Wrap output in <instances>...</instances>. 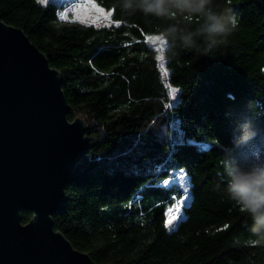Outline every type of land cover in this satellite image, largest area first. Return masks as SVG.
<instances>
[{
	"label": "trees",
	"instance_id": "trees-1",
	"mask_svg": "<svg viewBox=\"0 0 264 264\" xmlns=\"http://www.w3.org/2000/svg\"><path fill=\"white\" fill-rule=\"evenodd\" d=\"M67 3L0 0V20L60 71L69 121L85 123L88 150L55 230L97 264H264V242L224 174L225 162L264 165V0H219L238 27L208 52L199 51L197 18L132 15L122 0H94L114 24H63ZM188 33L191 46L181 41ZM153 37L166 43L165 71ZM244 125L256 135L237 145ZM185 194L181 219L166 227L165 209ZM21 217L27 224L32 212Z\"/></svg>",
	"mask_w": 264,
	"mask_h": 264
},
{
	"label": "water",
	"instance_id": "water-1",
	"mask_svg": "<svg viewBox=\"0 0 264 264\" xmlns=\"http://www.w3.org/2000/svg\"><path fill=\"white\" fill-rule=\"evenodd\" d=\"M69 110L60 71L0 20V264H97L54 228L88 150L85 123Z\"/></svg>",
	"mask_w": 264,
	"mask_h": 264
},
{
	"label": "clouds",
	"instance_id": "clouds-1",
	"mask_svg": "<svg viewBox=\"0 0 264 264\" xmlns=\"http://www.w3.org/2000/svg\"><path fill=\"white\" fill-rule=\"evenodd\" d=\"M118 7L132 15L139 12L145 17L161 20L177 16L188 21L197 18L199 23L194 33L203 34L206 41L199 49L201 52H208L225 44L238 27L235 9L228 5L223 10H218L219 0H122ZM192 35L193 33L183 35L182 44L191 46ZM255 135L248 125H244L235 142L237 145L243 144ZM224 174L227 177L226 190L230 199L250 221L249 232L256 238V243L264 242V165L243 169L225 162Z\"/></svg>",
	"mask_w": 264,
	"mask_h": 264
},
{
	"label": "rangeland",
	"instance_id": "rangeland-1",
	"mask_svg": "<svg viewBox=\"0 0 264 264\" xmlns=\"http://www.w3.org/2000/svg\"><path fill=\"white\" fill-rule=\"evenodd\" d=\"M39 1L41 2V0H39ZM51 1H53V0H44V2H41V3L47 4V3L51 2ZM62 1L63 0H59V2H62ZM67 2L68 3L66 5V7L64 8L63 11H61V12L68 11V13H69L68 17H66L64 20H61L60 19V21L63 24L82 23V24L94 25L96 27L114 24V22L112 21L111 17L109 19H104L103 18V14H99L98 19H97L96 22H93V21L88 20V19L85 18L86 16L97 15L96 13H81V18L80 19H77V17L72 12V6L74 4H76V3L83 2V0H67ZM105 12H107V11H105ZM59 16H60V14H59ZM149 44H151L155 48V50L158 52L159 58L161 60V68H162L163 71H165V61L163 59V53H164L165 47H166L165 41H163L159 37H153V38H151L149 40ZM170 181L173 182V183H179V184H181L183 186H186L185 185V179L183 178V176L173 177V178H171ZM184 197L186 199L183 202H181V204L179 205V207L180 206H183L184 204H186V202L188 200V195L185 194ZM175 216H176V220L174 221V223L170 227H175V225L181 219V216H182V214H181V208H180V210L178 212L175 213Z\"/></svg>",
	"mask_w": 264,
	"mask_h": 264
},
{
	"label": "snow or ice",
	"instance_id": "snow-or-ice-1",
	"mask_svg": "<svg viewBox=\"0 0 264 264\" xmlns=\"http://www.w3.org/2000/svg\"><path fill=\"white\" fill-rule=\"evenodd\" d=\"M44 2V0H41ZM72 12L77 17V19L81 18V13H96L97 15L86 16L85 18L96 22L98 19L99 14H103L104 19H109L112 15L111 12H105V10L94 3V0H83L81 3H76L72 6ZM68 11H64L60 13V19L64 20L68 17ZM119 26V22H117V27ZM186 198L184 196L176 197L174 200L175 203H172L168 208L165 209L164 213V224L166 227H170L174 221L176 220L175 213L180 210L179 205L176 201L183 202Z\"/></svg>",
	"mask_w": 264,
	"mask_h": 264
}]
</instances>
